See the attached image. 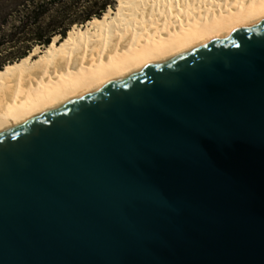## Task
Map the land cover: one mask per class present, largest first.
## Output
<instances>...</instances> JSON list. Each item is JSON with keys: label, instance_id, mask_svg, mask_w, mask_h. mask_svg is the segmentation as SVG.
I'll return each mask as SVG.
<instances>
[{"label": "water", "instance_id": "1", "mask_svg": "<svg viewBox=\"0 0 264 264\" xmlns=\"http://www.w3.org/2000/svg\"><path fill=\"white\" fill-rule=\"evenodd\" d=\"M0 264H264V19L1 131Z\"/></svg>", "mask_w": 264, "mask_h": 264}, {"label": "bare ground", "instance_id": "2", "mask_svg": "<svg viewBox=\"0 0 264 264\" xmlns=\"http://www.w3.org/2000/svg\"><path fill=\"white\" fill-rule=\"evenodd\" d=\"M262 19L264 0H119L33 64L35 52L0 71V132Z\"/></svg>", "mask_w": 264, "mask_h": 264}, {"label": "trees", "instance_id": "3", "mask_svg": "<svg viewBox=\"0 0 264 264\" xmlns=\"http://www.w3.org/2000/svg\"><path fill=\"white\" fill-rule=\"evenodd\" d=\"M117 1L0 0V71L36 48H48L57 37L65 40L75 26L101 19Z\"/></svg>", "mask_w": 264, "mask_h": 264}, {"label": "rangeland", "instance_id": "4", "mask_svg": "<svg viewBox=\"0 0 264 264\" xmlns=\"http://www.w3.org/2000/svg\"><path fill=\"white\" fill-rule=\"evenodd\" d=\"M87 1H88V0H81V2H83V4L86 3ZM117 3H118V1H117ZM117 5H118V4H116L115 9H109V10H113V11H115V10L117 9ZM109 10H108V11H109ZM108 11H107V12H108ZM103 16H104V15H103ZM102 18H103V17H102ZM94 19H95V18H94ZM90 22H91V21H90ZM88 23H89V22H88ZM88 23H87V24H88ZM87 24L84 25V26H75L73 29H75V28H76V29H78V28H79V29H82V28L85 29V28H87ZM73 29H72V30H73ZM72 30H71V31H72ZM68 34H69V33H68ZM67 36H68V35H67ZM57 39H58V41H61L60 38L57 37ZM53 40H54V39H53ZM52 42H53V41H52ZM44 50H45V49H40V48L38 49V48H36V49L33 51L32 54H34V52H35V55H34L33 58L31 59V62L33 61L32 64L34 63L35 60H38V59H40V58L42 57V55H43L42 53L44 52ZM30 55H31V54H30ZM28 57H29V56H28Z\"/></svg>", "mask_w": 264, "mask_h": 264}]
</instances>
